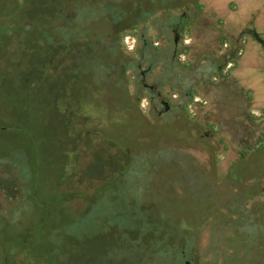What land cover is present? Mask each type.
<instances>
[{"label":"rangeland","instance_id":"obj_1","mask_svg":"<svg viewBox=\"0 0 264 264\" xmlns=\"http://www.w3.org/2000/svg\"><path fill=\"white\" fill-rule=\"evenodd\" d=\"M10 4L11 0H0V59L7 57L2 49L8 35L1 32L10 29L5 23L11 22L14 17L8 9ZM224 4L223 0L219 2L221 12L225 11ZM129 5L119 7L118 4L113 10L118 12L124 8L129 12L134 11L133 5ZM65 8L72 13L70 20L75 21L76 25L80 24L83 36L108 44L105 37L109 24L102 7L90 8L87 0H72L65 4ZM41 9L42 5L33 4L19 12L16 25L28 22L27 24H33L31 29L34 30H28L27 37L20 34L13 38L17 55L11 57V61H1L4 62L6 71H9L2 72L5 80L7 77L15 79L20 67H26L29 60L38 57V50L55 46L52 38H36L35 34L41 32L38 26L44 20L42 14H38V19L36 18L37 11ZM57 31L56 28L54 32ZM146 31L149 33L150 29ZM246 53L252 56L249 59L246 58L247 55L244 57L242 70L238 74L255 83L260 77V69L254 61V52L248 48ZM97 55H82L83 61L88 59L91 62L97 90L92 92V97L96 99L87 110L88 128L96 132L95 137L102 140L92 147L91 144L83 149L76 146L78 142H74L72 135L68 134V126L64 127L59 136L56 135L59 124L56 119L50 118L46 107L44 116L50 119L47 127L39 128L34 126L35 123L26 130L19 127L22 119L14 112L18 111L22 96L25 95L21 93L22 89L17 90L11 84L0 81V264H13L10 259H14L15 245L19 246L18 249L28 247L29 255L24 256V264H48V261L54 260L59 262L57 264H65L66 261L68 264H128L124 262L127 259L119 257L108 260L102 255L104 249L112 251L118 238L112 223L125 222L123 215H115L123 208V198L134 199L136 206L142 207L136 213L129 214V226L143 230L141 254L144 253V264H162L168 257V244L164 240L160 243L159 235L170 234L169 231L177 228V234L183 236L188 232L183 229L192 228L190 231L193 232L198 224H201L200 229H204L195 240L200 251H205L213 240H216L215 245H226L227 248L238 244L247 245V248L242 249L247 253L252 252V246H260L264 251V221L250 215L251 205L240 206L244 211L239 210L238 215L227 214L225 211L228 207L225 204L226 198L232 196L234 191L228 178L222 177V174H225L229 162L236 156L230 151L225 153L223 144L233 149L232 139L228 138L236 137L234 102H222L223 93H206L197 86V90L193 92V97L198 98V103L195 104L186 92L188 81H201L205 78L203 64L192 68L189 63L188 68L179 69L173 62L163 58L162 70L159 72L151 61V71L146 74V81L153 83L161 75L160 79L165 85L160 86L159 80H156V88L144 89L142 93L140 87L128 85L127 77L114 66V61L94 67L98 61ZM100 59L103 60V56ZM20 62L23 64L20 65ZM147 64L146 60L142 65ZM175 75L181 80V86L172 90L169 84H173ZM42 84L46 86V82ZM30 90L28 102L38 107L47 105V100L38 101L41 96L34 87L31 86ZM157 90H162L161 97H155ZM148 96L155 97L153 104L148 103ZM160 99L168 102L167 109L159 106ZM80 111L83 112L82 107ZM4 124H15V127L4 128ZM21 133H24L22 138L19 137ZM212 133L215 135L212 136ZM218 138L222 139L223 144H219ZM76 148L78 150L75 151ZM126 148L131 150L130 158H127L131 172L125 175L127 188L114 190L109 185V195H117L119 198L109 205L104 200L98 203V215L104 214L110 226L98 223L96 228L100 232L95 235L90 215L80 221L78 215L71 213L69 208L71 204L74 205L78 196L77 188L81 184L88 186L97 182L100 185L111 180L106 177L110 171L109 166L120 161ZM25 149L29 150V166L22 162L27 158L23 152ZM69 149L75 154H89V159L84 166L75 164L71 169L65 168V172H68L63 178L58 157ZM5 154L7 157H3ZM252 162H264L263 149L241 158L238 164L243 166L247 163L250 166ZM56 175L58 183L54 181ZM21 178L25 182L16 184V179L22 181ZM136 179L141 187L134 185ZM13 184L18 188L5 216L1 208L10 200ZM227 200L232 201L231 198ZM103 209L104 212H101ZM69 220H72L70 233L66 230ZM103 220L104 218L101 222ZM2 221L7 223L3 224ZM232 230L240 236L239 241L236 240L238 238L228 236L233 234L229 232ZM223 236L227 238L226 241ZM219 255L220 253L215 252V256ZM28 256L36 259V262H31ZM258 257H252L249 253L248 257L245 256V262L261 264L264 257ZM136 260L137 257L128 262ZM223 263L235 264L233 254L221 264Z\"/></svg>","mask_w":264,"mask_h":264},{"label":"flooded vegetation","instance_id":"obj_2","mask_svg":"<svg viewBox=\"0 0 264 264\" xmlns=\"http://www.w3.org/2000/svg\"><path fill=\"white\" fill-rule=\"evenodd\" d=\"M220 1L122 0L119 2L118 0H89L92 7L95 8L101 7L103 2L108 5L105 11L109 29L106 32L105 40L107 38L108 45L111 47L112 53L110 55L117 60L114 66L118 67L127 77L128 85L140 87L142 93H144V89L153 90L156 88V80H159L160 86L165 85L164 81L160 79L161 75L156 77L153 83L146 81V74L151 71V61L158 67L159 72L162 70L161 60L163 58L173 62L179 69L188 68L189 63H191L192 68L203 64L205 78L201 81L192 79L187 82L186 92L189 94V98L194 100L195 104L198 103V98H191V93L197 90L196 87L199 86L206 93H223L222 102H234L236 107L234 134L236 137L228 138L227 136L228 139H232L233 149L224 145L221 138L217 139L219 144H223L225 153L230 151L236 156L234 160L229 162L225 174H222V177L228 178L227 181L232 185L234 191L232 196L227 197L232 199L231 202H228L226 198L225 204L228 207L225 211L227 214L238 215L242 208L240 206L251 205L252 213L250 215H255L264 221V162H252L250 166L247 163L243 166L238 164L241 158L256 152L258 149L264 150V0H223L225 2L224 12H221L218 7ZM118 4L119 7L123 4L133 5L134 11L129 12L130 10L123 8L115 12L113 8ZM42 7L45 12L52 8L58 13V15H53L52 21L47 17L48 19L38 26L41 29L42 39L58 38L65 45L66 40L81 41L82 39L92 43H100L95 41L93 37L90 38L86 35L83 37V32L79 28L80 24L76 25L75 21L70 20L72 13L69 11L66 13L65 4L50 6L49 0H44ZM27 23L21 26L16 25V22L13 23L14 37L12 40L15 39V35L25 34L26 37L28 30L34 27L31 26L33 24ZM56 28L58 29L57 33L54 32ZM147 29H150L149 33L146 31ZM248 48L254 52V61L257 62L260 69V77L255 83L238 74L242 70L244 57L248 56L246 53ZM247 56L246 58L249 59L252 54ZM146 60L148 64L143 66L142 64ZM43 66L40 73L44 80L48 70L46 65ZM174 77L175 80L169 78L171 81L173 80V84H169L172 90L181 86V80L177 79L178 76L175 75ZM90 85V87L95 88L94 84ZM70 90L69 84L63 86V99L70 96ZM161 94L162 90H157L155 97H161ZM155 97L148 96V103L153 104ZM62 104L65 106L66 101H62ZM159 106L167 109L168 102L160 99ZM75 120V122H69L67 130L68 134L72 135L74 140L78 142L76 146L83 149L90 144L91 147L97 145L96 132L88 128V118L83 121L80 118ZM211 135L215 134L212 133ZM130 152L131 150L126 148L121 154L120 161L109 166L110 171L107 172L106 177L111 180H106L100 185L97 182L88 186L81 184L77 188L78 196L73 202L74 205L71 204L70 212L76 213L80 221L90 215L92 225L95 226V235L100 232L96 228L98 223H102L101 225L105 227L110 226L104 214L98 215V203L104 200V203L109 205L119 198L117 195H109V185L113 186L114 190L127 188L125 175L131 172L129 170L131 165L126 164L127 158H130ZM64 158L63 164L60 166L63 178L68 172V170L65 172V168L71 169L75 164L80 167L84 166L88 162L89 154L79 155L76 153L75 156H70L68 153ZM139 184L136 179L134 185L141 187ZM122 201L123 208L115 215H123L125 222L112 223L111 226L118 238L112 247V251L104 249L102 255L108 260L121 257L131 261L137 257L134 262H124L144 264L142 260L144 253L141 254L143 230L129 226V214L136 213L142 207L136 206L134 199L123 198ZM101 212H104V209ZM102 217L104 223L101 222ZM200 225L198 224L192 230L193 232L190 231L192 228L183 229L188 231L183 236L177 234V228L169 231L170 234L158 236L160 243L164 240L168 244L166 252L169 254L162 261V264H221L227 257L230 258V254H233L235 264H251L249 261L245 262V256L248 257L249 253L252 257L255 255L256 257H264V251L260 246H252V252L247 253L245 250L242 251L243 247L247 248V245L238 244L234 247L231 246L232 248L230 246L227 248L226 245H215L216 240L207 245L205 251H200V247L195 241L204 231V229L199 228ZM229 232L233 233L228 235L230 238L240 240V236L235 231ZM226 239L224 237V241ZM208 241L210 243V240ZM14 247L16 250L12 263H26L24 256L29 255L28 247L24 246L25 249H18L19 246L17 247V245ZM215 252L220 253L219 257L215 256ZM28 257L31 258V262H36L33 257ZM57 262L56 260L48 261V264H57ZM65 264H68L67 261ZM261 264H264V261H261Z\"/></svg>","mask_w":264,"mask_h":264},{"label":"trees","instance_id":"obj_3","mask_svg":"<svg viewBox=\"0 0 264 264\" xmlns=\"http://www.w3.org/2000/svg\"><path fill=\"white\" fill-rule=\"evenodd\" d=\"M69 1L72 0H49L50 6L58 5V4H66ZM10 6L8 9L12 12V15H14L13 19L11 22H6L5 25L9 26L10 29H2L3 32L1 34H7L8 37L6 39V42L3 46L2 52H5L7 57L1 58L0 59V81L4 82L6 84H11V86L16 87L17 90L22 89V94L24 93L25 97L22 96L21 103L18 106V111L14 112L17 114L22 119V122L19 125V127L23 129H29L32 124L34 126H37L39 128H45L49 124L48 120L50 121L49 118H45L44 113L45 109L47 108L50 113V118L51 119H56L58 125V133L56 135H60L63 132L64 127L68 126L69 122H75L76 118H80L82 121L85 118H89V115L87 114V110L90 106L91 103L94 102L96 98L92 97V92L97 91L95 88L90 87V84H94V69L90 67V61L88 59L82 58V55L85 53L91 54H98L97 58L98 61L95 62V66L97 65H107L109 64V61L111 62L114 61L116 62L113 57L110 55L111 52V47L107 44L105 45L104 43H92L89 40H84L82 39L81 41L79 40H66V45L63 43L61 40L58 38L53 39L55 46H48V49L42 48L37 51L38 57H33V60H29L26 63V67H20L19 69V74L15 77V79L7 77L6 80L4 79L5 77L3 76L2 72L5 71V73H8L9 71L5 69L4 62L1 61H11V57H14L15 54L17 55L16 48H14V43H12V37L13 35V23L15 24L17 20V16L19 12L25 10L26 7L31 6L33 4L37 5H43L44 0H11ZM14 4V5H13ZM87 5L90 8H95L92 7V4H90L89 0H87ZM107 3L103 2L101 4V7L105 10L107 7ZM68 10L66 9V13ZM44 15V20H47L49 17V20L52 21L53 15H58L55 11L52 10V8L48 11L45 12L43 10V7L41 10L37 11L36 13V18L37 15ZM4 16H7L8 14H3ZM46 16V17H45ZM7 19V18H6ZM11 19V18H10ZM38 19V18H37ZM43 20V21H44ZM6 21V20H5ZM42 21V22H43ZM5 27V26H4ZM31 31L34 29H30ZM41 30V29H40ZM37 39H42L41 32H37L36 34ZM27 37V36H26ZM84 37V36H83ZM25 40V38H24ZM25 44L26 41H24ZM13 53V55H12ZM103 56V60L100 59V57ZM119 63V61H118ZM23 64L20 62V65ZM43 65H46V68L48 70L46 76L44 77V80L42 79V74L40 71L43 69ZM46 82V86L44 84ZM33 84V86H32ZM71 86L70 96L66 97L65 99L62 98V89L63 86L65 87L66 85ZM95 85V84H94ZM34 87L36 89L37 94L40 93L38 101L45 102L47 100V105H40L38 106H33L30 102H28L30 91V87ZM37 86V88H36ZM81 86V87H80ZM194 96L193 93H191V98ZM43 99V100H42ZM62 101H66V105L63 106L61 105ZM78 101V102H77ZM83 103V104H81ZM31 104V105H29ZM46 107V108H45ZM81 107L83 109V112H81ZM34 108H36L34 110ZM11 111V110H10ZM42 112V114H41ZM13 113V114H14ZM32 114V115H31ZM44 117V118H43ZM76 117V118H75ZM47 119V120H46ZM25 120V121H24ZM74 124V123H73ZM72 124V125H73ZM15 125V124H14ZM14 125L11 124H4V128H10L13 127ZM17 125V126H18ZM15 127V126H14ZM22 129V130H23ZM22 132V131H21ZM25 133V132H24ZM19 136L20 138L23 137V134ZM39 133V131H38ZM58 135V136H59ZM17 137V138H19ZM43 138V137H42ZM97 142L102 140L100 137H96ZM61 140H63L61 138ZM72 140L75 142L74 137H72ZM43 142H46L45 138H43ZM21 150V149H18ZM38 147V151H39ZM70 150V149H69ZM64 150L62 155H59V160H60V165L63 164L64 157L66 154H70V156H75V152L73 150ZM76 150V149H75ZM22 152V151H21ZM26 154V161H22L26 163L29 166V161H28V153L29 150H24L23 151ZM6 155V154H5ZM3 157H7L3 156ZM2 157V158H3ZM67 158V157H66ZM21 164V161H18ZM127 164V163H126ZM60 174V172H59ZM60 177V175H58ZM22 177V175H21ZM20 178V177H19ZM21 178L20 180H22ZM54 181L58 183L57 180V175L54 178ZM61 181V180H60ZM16 184L18 183H24V179L22 181H19L16 179ZM16 184H13L11 187L12 194L10 195V200L8 201L7 205L1 210H3L4 215L6 216L8 213V206H12V201L15 197V191L17 187ZM56 190V189H55ZM58 190V189H57ZM102 206V205H101ZM8 222V219H6ZM6 221H2L3 224L7 223ZM72 220H69L67 223L66 230L69 232V229L71 227ZM70 233V232H69ZM14 241L12 242V244ZM1 248V246H0ZM4 250V248L2 247ZM3 253V251H2ZM4 255V254H3ZM13 259H10V263H12ZM5 263V262H3ZM8 262H6L7 264Z\"/></svg>","mask_w":264,"mask_h":264}]
</instances>
